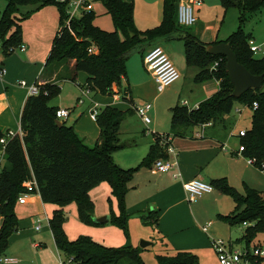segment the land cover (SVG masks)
<instances>
[{
  "label": "trees",
  "instance_id": "1",
  "mask_svg": "<svg viewBox=\"0 0 264 264\" xmlns=\"http://www.w3.org/2000/svg\"><path fill=\"white\" fill-rule=\"evenodd\" d=\"M114 25L113 31H105L92 22L93 14L86 11L80 17L72 18L65 26L67 0H6L0 15V46L3 53L21 43L20 21L27 14H21L22 6H33L34 10L53 4L59 11L60 30L53 39L51 50L46 59V66H54L73 60L70 74L57 75L75 81L77 72L87 75L86 84L102 95L120 93L121 79L126 76V59L128 55L143 44L154 43L177 32L182 33L185 45V60L188 66H195L198 72L195 82L210 79L219 81L218 90L203 100L194 109L176 105L171 108V133L183 136L186 131L211 121L212 127L223 123L236 102L249 108L253 102L257 107L252 111L251 127L240 138L243 145L241 154L252 160L258 169L264 167V55L256 58L248 47L250 34L244 31L247 20L264 8V0H220L222 7L238 10V26L224 42H229L239 63L254 74H262V88L249 89L240 97L231 95L233 85L225 71V57L211 55L205 50L207 44L201 42L187 30H180V25L173 20L175 0H163V17L161 23L152 29L138 31L134 26L132 0H100ZM20 15L19 18H16ZM180 26V27H179ZM120 33L122 36H120ZM98 46L97 53H88L91 43ZM214 44V43H213ZM221 59L215 71L211 65ZM57 83H47L38 94L28 95L23 103L19 124L22 135H15L7 140L4 155L8 163L0 173V252L8 246V239L16 231L18 219L14 212L17 197L23 191V183L30 179V172L37 185V193L42 202L58 205L52 212L48 225L56 248L72 258L74 264H145L141 257V248L125 245L108 247L94 241L90 236L79 235L70 240L63 229L65 213L62 207L74 203L80 222L99 226L93 221L94 204L88 193L101 182H108L111 196L116 199L118 214L111 209L109 223L120 228L126 238L129 236L125 196L134 174L142 167H150L157 159L167 158L164 148L157 144L152 146L148 155L137 166L122 168L112 157V153L125 147L119 142V128L130 109L122 111L107 105L96 115L99 127V140L87 145L74 131L72 125L64 121L57 125L55 110L48 100L59 93ZM46 91V92H45ZM130 101V100H129ZM3 133L0 130V137ZM213 188L232 198L235 209L228 214L218 215V219L230 227L248 222L238 243L249 245L257 233L264 231V193L248 186L244 193H239L230 186L225 178L213 179ZM243 205L241 211L239 207ZM144 224L155 226L157 212L148 210L139 212ZM157 264H198V256L190 251H177L174 255L159 254Z\"/></svg>",
  "mask_w": 264,
  "mask_h": 264
},
{
  "label": "crops",
  "instance_id": "2",
  "mask_svg": "<svg viewBox=\"0 0 264 264\" xmlns=\"http://www.w3.org/2000/svg\"><path fill=\"white\" fill-rule=\"evenodd\" d=\"M57 1L61 2L64 0ZM72 1L73 0H67L65 10L69 8V4ZM132 1L134 5V26L138 31L142 32L152 29L161 23L163 17V0ZM178 2L179 0H175L173 14L175 23L176 6ZM5 4L6 0H0V15ZM86 4L91 5V8L85 10V8L81 7L80 12L83 10L85 11L82 13L90 11L93 14L92 22L95 26L105 31L114 30L112 18L110 14L107 13L102 2L84 0V6ZM228 10L235 13V18L232 17V15L228 24L223 27V22L225 23L226 12H228ZM262 11H264V8ZM20 12L23 15L30 12L26 18L20 21V44L24 46V50L15 47L11 52L4 54L0 46V67L5 70V74L0 77V130L3 134L9 130L16 131L20 125V112L25 98L30 95L28 92L30 86H37V84H41L44 81L57 83L58 85L62 82L70 81L63 77L59 79L57 75L67 77L73 66V60L49 67L45 65L53 39L60 30V18L57 7L53 4H48L34 10L33 6L26 5L20 8ZM194 12L196 22L189 27L179 26L180 30H187L205 44L224 42L238 26V10L233 7L225 10L220 0H202L200 5L194 7ZM80 16L81 15H78L77 17ZM244 31L250 34V38L255 44L259 45L261 48L264 47V42L256 43V40L251 36L253 34L252 27H247L245 24ZM180 32L168 36L165 39L157 40L154 43L140 45L134 49L126 59L127 71L126 76L121 79L120 93L114 92L112 95H104L107 97V101L103 107L107 105L116 107L114 100L121 97L123 101L121 104L132 111V113L126 114L120 124L118 134L119 142L125 143L126 146L119 148L125 150L123 154L119 155L120 158L124 155L122 159L123 163L121 164L119 161L115 162L113 159L118 166L122 168L137 166L148 155L151 147L156 144L164 148L167 154L166 159L176 160V166L167 172L152 173L150 172V167L140 168L130 181L129 190L125 196V206L129 217L138 216V213L141 211L154 210L158 215L156 225H150V230L143 228L144 230H140V233H137L132 229L131 225L135 223V221L131 220L129 223L130 233L126 238L123 231L110 224L109 220L107 223H103V225L99 226L86 225L80 222L77 216L76 205L70 203L62 207L66 217L63 223V229L68 239L73 240L79 235H87L104 246L119 247L125 245L138 246L135 242L143 236H148L147 238H152V240H156L157 243L161 245V251L163 250L162 254L164 255H168L170 250L175 251V253L184 250L198 254L201 247L205 248L207 253L212 255L209 248L211 247L210 235L234 242H237V239L242 236L245 228L243 225L238 226L242 229L240 236L236 238H232L230 235L226 238L222 237L215 229H211L214 223L220 220L218 219L219 214L225 215L234 210L235 203L231 197L223 194L217 188H213L211 192L205 193L198 199L190 202L183 184L195 178L201 179L207 183H211L213 179L225 178L228 184L241 194L244 193L245 186L264 193V174L254 166L248 157L243 156L238 151L240 138L237 136V133L241 129L246 131L248 129L236 126L237 122L246 112H249L251 119L252 110L244 104L241 108L236 107L235 109L239 111H233L237 113L238 116L234 118V121L230 122L233 118L229 117V113L224 116L222 124L215 125L214 127H212L211 124V126L204 129L203 136L200 137L194 135L195 132L199 131L198 125L186 131L183 136H175L171 133V108L176 105L180 106L182 105L180 101H185L189 106L186 105L187 109H194L200 102L215 93L219 87V82L215 79L203 82L194 81L198 68L186 64L185 45L181 36L182 33ZM120 36H122L121 33ZM153 45H159L168 55L169 59L178 66L180 77L161 92V95L165 98L169 106V108H167L168 111L162 115L166 117V121L165 119L161 120V115L158 114V111L153 109L151 104V109L148 114L150 116L152 112L154 118L151 119L149 124H144L141 121L143 126L141 125L142 130L139 132V130H131V123L127 124V121L130 122L127 118L135 114L133 104H136V102L132 101L131 95H129L131 93L130 87H135V89L138 87L141 92H145L148 95V98H152L151 100H157L160 96V93L156 90L153 76L145 69L143 64L145 53ZM97 51L95 53H97ZM134 61H138L139 70L135 66ZM77 74L75 81L70 82L74 83L80 89L89 86L86 84V73L85 79L81 84L76 82ZM19 81H24L25 85L21 86L18 83ZM91 93V100L99 94L95 93V91L90 88V94ZM91 102L92 101L85 107V112L87 111L89 117V110L90 107H92ZM83 103L84 99L82 102H78L79 105ZM68 109L70 110V114L68 118L63 120L65 123L68 121L73 110L71 108ZM99 112L100 111H98V113ZM92 120L94 121V119ZM66 124L71 125L69 123ZM159 134L167 135L169 140H166L165 144H163V142L157 138ZM122 136L126 138L123 139V141L121 138ZM82 139L87 144L86 138ZM88 140L91 142V139ZM96 142H94L93 145ZM169 147L172 148L173 152H168L167 148ZM1 165L3 168L8 166L5 157ZM30 177L32 178L31 172ZM88 195L94 204L93 217L107 215L110 219V207L107 201L108 197L111 199L112 211L118 214L117 202L116 199L111 196V188L108 182H101L91 189ZM58 208V205L42 202L38 193L29 195L24 204L16 202L14 206V212L18 219L16 233L9 237L8 246L5 250L11 248V250H13V246L16 243L27 241L28 228L36 232L40 231L41 226L39 230L35 229L37 218H41V224L47 221V227L49 228L48 220L52 212ZM208 222L210 223V235L201 230V226ZM1 224L2 218L0 217V227ZM47 231L42 233L41 236L46 241L50 235L52 238L50 229L48 232ZM38 241L39 243L31 242V245L35 248H39L45 244L44 241ZM52 241L53 247L58 250L53 238ZM152 244L153 242L150 243V245ZM14 252H16V249ZM58 256L60 255L57 254V257ZM10 257L16 258V255Z\"/></svg>",
  "mask_w": 264,
  "mask_h": 264
},
{
  "label": "rangeland",
  "instance_id": "3",
  "mask_svg": "<svg viewBox=\"0 0 264 264\" xmlns=\"http://www.w3.org/2000/svg\"><path fill=\"white\" fill-rule=\"evenodd\" d=\"M96 1L101 2L100 0H96ZM231 16L235 18V13H233V11L231 10H228V12H226L225 23L223 22V27L228 24V22L232 18ZM19 17L20 15H17L16 18H19ZM246 25L247 27L253 28V34L251 36L256 40V43H263L264 42V11H262L260 14L257 13L255 15H252L247 20ZM263 55H264V47L261 48V51L255 54V57L260 58ZM134 64L139 70L138 61H134ZM172 64L175 66L177 71H179L178 66L174 62H172ZM142 69L145 71L146 68L144 69L142 67ZM85 76H86L85 73L78 72L76 82L80 84L83 83ZM47 83L49 82L44 81L41 84H37L38 90H42V89L44 90V85ZM129 86H130V83H129ZM59 87H60L59 93L56 96L52 97L50 100H48V105L53 106V107H59V108L73 109L72 114L70 115L66 123L73 125V129L75 133L80 138H86L85 140L88 145L90 146L93 145L94 142L99 140V137H100L99 127L97 126L95 120L93 121L89 117L87 111L85 112V107L90 101H92L91 105L96 106L98 108V111H100V109L103 108V105L107 101V97L104 95L98 94L95 97H93V99L91 100L90 95H92V93L91 94L89 93L88 96H83L84 103L79 105L78 98L82 97L81 95L82 93H81V89L78 86H76L74 83L70 81H67V82H62L59 85ZM130 91L131 93L129 95H131L132 101L136 102L137 104H146L150 102L153 106V109L158 111V114L161 115L160 117L161 120L165 119L166 121V117L162 115L168 111L167 108H169V106L167 102L165 101V98L161 95V93H160V96L157 98V100H151L152 98H148V95L145 92H141L138 87H136L135 89V87L131 86ZM114 101H115L116 107L118 106L117 108H119L120 110L121 109L123 111L128 110L126 106L121 104L123 103L121 97L120 98L118 97ZM181 102L182 101H180V103ZM242 106L243 104L240 102L235 103L232 112H230L229 117L233 118V120L231 119L230 122L234 121L235 117L236 118L238 117L237 113L233 112L234 109L236 107L241 108ZM153 118L154 116L152 115V112H151L150 119H153ZM127 120H130V122L127 121V124L131 123L130 124L131 130H139V132L142 130L143 124L141 123V119L136 114L131 115L130 117L127 118ZM236 126L243 127L245 129H249L251 127V119H250L249 112L244 113V115L241 118H239ZM121 138H122V141L123 139H126V138H123V136ZM88 139H91V142ZM124 152L125 150L123 149H116L113 152L112 157L115 160V162L119 161L121 164L123 163L122 159L124 158V155L121 156L122 158H120L119 155L123 154ZM232 206H233V201H232ZM242 208H243V205L239 207L238 211H241ZM233 209H235V206ZM131 220L135 221V223H132L131 225H132V229L137 233H140V230H144V229L150 230L151 229L150 225L144 224L141 221L140 217L133 216V217H129L128 219V232L129 233H130L129 223L131 222ZM238 226H241V225H238ZM238 226L230 227L227 223L223 222L222 220L221 221L218 220L216 221V223H214L211 229H215V231L222 237L226 238L228 235H230L232 238H236L240 236L241 229H242L241 227H238ZM47 230L49 231V228L47 227V221L41 224L40 231L36 232L35 230L28 228L27 229L28 236L26 238L27 241L16 243L13 246L14 247L13 250H11L12 248L8 250H4L0 252V256H12V255L15 256L16 255V258H17L16 264H58L57 254H59L65 264H74L70 260L69 256H67L66 254H64L63 252L59 250H56L55 247H53L52 245L53 241H52L51 235L47 241L44 240L43 237H41L42 233H45ZM15 233L16 232H13L12 234H15ZM141 233H145V232H141ZM147 237L148 236H143L139 238V240L135 243H137L136 245L140 247L141 240L153 242L152 245H148L145 248L140 247L142 249L141 256L145 264H157L156 256L159 254H162L163 250L161 251V245L157 243L156 240L154 239L152 240V238H147ZM38 240L42 242L44 241L45 244H43V246L39 248L33 247L31 245V242L39 243ZM252 243H260L264 246V231L257 233ZM209 248L212 252V255L210 253H207V250L205 248L203 247L200 248L198 254H196L198 256V264H219L213 248L212 247H209ZM15 249H16V252H14ZM174 254H175V251L173 250H170L168 252L169 256H172Z\"/></svg>",
  "mask_w": 264,
  "mask_h": 264
},
{
  "label": "built area",
  "instance_id": "4",
  "mask_svg": "<svg viewBox=\"0 0 264 264\" xmlns=\"http://www.w3.org/2000/svg\"><path fill=\"white\" fill-rule=\"evenodd\" d=\"M202 0H179L176 6V23L182 27L192 26L196 22V16L194 12V7L196 5H200ZM81 7L85 8V10H89L91 5L86 4L84 6V0H73L69 4V8H67L66 14L67 19L65 20V26H69V21L72 18H77L78 15H81L83 11L80 12ZM248 47L253 55L261 51V47L254 43V41L250 38L248 40ZM21 50H24V46L21 44L17 46ZM14 48H9L11 52ZM89 53H95L97 51V46L95 43H91L88 46ZM221 59L216 60L210 67V71H215L219 66V62ZM143 64L147 71L151 73L153 76L156 90L158 93L163 92L167 87H169L172 83H174L179 77L180 74L172 64L168 55L159 45H153L144 55ZM5 74L4 68L0 67V77ZM217 80V79H215ZM218 81V80H217ZM219 82V81H218ZM21 86L25 85L24 81L18 82ZM28 92L30 95H35L39 93L37 86H30L28 88ZM82 96H88L90 93V86H85L81 89ZM82 97L78 99V102H82ZM182 105L186 106L187 103L185 101L181 102ZM197 107V106H196ZM195 107V108H196ZM257 107V103L253 102L250 109L253 111ZM133 109L135 114L141 119L144 124H149L151 119L149 116V111L151 109V103L146 104H133ZM235 111H239L238 109H234ZM90 117L92 119H96V115L98 114V110L96 106L90 107L89 110ZM70 114V110L68 108H57L55 110V118L56 120L63 121L68 118ZM211 121L202 123L198 125L199 131L195 132L194 135L197 137L203 136L204 129L208 126H211ZM22 129L20 125L18 126L16 131L9 130L3 136L0 137V173L3 169L1 162L4 159V149L7 140L14 137L15 135H22ZM246 133V130L241 129L238 131L237 136L239 138L243 137ZM157 138L160 139L163 144H165L166 140H169L167 135L159 134ZM168 152H173L172 148H167ZM243 150V145H239L238 151L241 153ZM252 162V160L250 159ZM176 166V160L174 159H157L150 166V172L152 173H160L167 172ZM264 174V167L259 169ZM23 191H21L17 197V203L24 204L29 195L33 193H37V185L34 178H30L23 183ZM184 190L187 194V198L190 202L198 199L205 193H209L213 190V187L210 183L204 182L201 179H192L183 184ZM243 226H248L250 223L243 222ZM41 226V218L36 219L35 229L39 230ZM209 226L210 223H206L201 226V230L209 234ZM225 240L221 237H215L210 235V245L213 248L217 260L219 264H264V246L260 243H250L249 245ZM72 260V258H70ZM16 258L10 256H0V264H16ZM58 264H65L64 261L58 256Z\"/></svg>",
  "mask_w": 264,
  "mask_h": 264
},
{
  "label": "water",
  "instance_id": "5",
  "mask_svg": "<svg viewBox=\"0 0 264 264\" xmlns=\"http://www.w3.org/2000/svg\"><path fill=\"white\" fill-rule=\"evenodd\" d=\"M205 50L211 55H222L225 57V71L228 78L233 85L231 95L235 98L240 97L249 89H261L263 73L254 75L250 73L244 65L238 62L236 54L231 48L229 42H217L214 44H207ZM57 125L62 122L56 120ZM109 216L93 217V221L97 224L107 223ZM150 241L141 240L140 247L145 248L150 245Z\"/></svg>",
  "mask_w": 264,
  "mask_h": 264
}]
</instances>
